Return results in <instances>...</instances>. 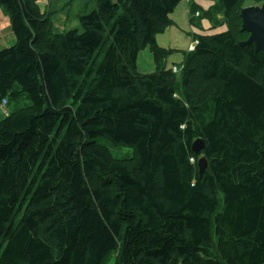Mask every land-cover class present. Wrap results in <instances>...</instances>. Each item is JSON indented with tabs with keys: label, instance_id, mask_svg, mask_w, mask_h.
Masks as SVG:
<instances>
[{
	"label": "trees",
	"instance_id": "obj_1",
	"mask_svg": "<svg viewBox=\"0 0 264 264\" xmlns=\"http://www.w3.org/2000/svg\"><path fill=\"white\" fill-rule=\"evenodd\" d=\"M181 1L95 0L60 32L37 0H0V264H264V53L240 46L264 0H186L191 25L226 31L166 68Z\"/></svg>",
	"mask_w": 264,
	"mask_h": 264
},
{
	"label": "rangeland",
	"instance_id": "obj_2",
	"mask_svg": "<svg viewBox=\"0 0 264 264\" xmlns=\"http://www.w3.org/2000/svg\"><path fill=\"white\" fill-rule=\"evenodd\" d=\"M211 1L213 0H208V2ZM180 4L184 5V10H185L186 8L185 0L181 1ZM94 5H95V0H52L49 7L45 3H40V7L42 10L47 9L48 11H56L55 16L52 18V21L54 23L55 28L60 32L79 28V22H78L79 16L86 12L92 11ZM201 5H205V1L201 2ZM177 10L178 8L176 7L175 13ZM177 23H178V27H174L172 30H170L171 32H166L162 38L167 40L166 44H168V42H173L177 44V46H179L178 49L180 51L175 50V52L170 54L168 57L167 66L171 68L174 65L178 66L181 64L182 59L184 57V53L189 51L190 49L189 44L190 43L191 45L194 44V39L197 36L219 34V33H223L226 30V26L212 28L213 26H211V24L206 20H202L200 22V28L193 25L188 26L186 24L185 19L179 20ZM170 27H172V25ZM9 31H10L9 29L6 30L3 35L7 36V33H9ZM11 46L12 45L6 47H0V49L9 48ZM148 51L152 55L149 48ZM138 61H139L138 63L139 72H145L144 74H149L150 70H152L150 67V62L147 67L146 62L142 61V57H140ZM175 74L177 75L176 79H180L179 76L180 73H178V70ZM9 108L11 111V106H9ZM112 152L115 156L127 157L131 154L132 150L129 148H121V150L115 149ZM218 200H219V206L221 207L222 205L221 194H218ZM117 258H118V252H116L112 256H109L108 262L106 264H115Z\"/></svg>",
	"mask_w": 264,
	"mask_h": 264
},
{
	"label": "crops",
	"instance_id": "obj_3",
	"mask_svg": "<svg viewBox=\"0 0 264 264\" xmlns=\"http://www.w3.org/2000/svg\"><path fill=\"white\" fill-rule=\"evenodd\" d=\"M204 1H205V5H201V2H204ZM195 2H196V4H198L199 6H201L204 9L208 8L213 3V1L208 2V0H195ZM37 3L39 5H40V3H45L46 5L48 4V2L42 1V0H37ZM185 3H186L185 10H184V5L179 4L177 6L178 10L176 11V13H175V10H174V12L170 15V20L173 23L172 27H170L165 32H163V33L158 35V37L156 39V42H157V45L160 48L165 49V50H171V51H174V52H175V50L180 51L178 49L179 46H177V44H175L173 42H168V44H166L167 40L162 39V38H163V36H164V34L166 32H171L170 30H172L174 27H178V23L177 22L179 20L185 19L186 24L188 26H192L189 23V4H188V2L186 0H185ZM6 16L7 15L4 13L3 9L0 7V36H1L0 37V47H6V46H9V45L13 46L15 44V38H14V36L12 34V31L10 29L9 19L7 18L8 16L7 17ZM8 29L10 31H9V33H7V36L3 35L5 33V31L8 30ZM159 40H160V43H159ZM189 45L191 46V43ZM3 49H5V48H3ZM187 52H185V53H187ZM140 57H142V61L146 62L147 67H148V64L150 62V67H151L152 70H150L149 73H152L154 71V69H155V66H154L152 55L149 53L148 48L145 49L144 51H142L139 54V56L137 58V66H138V63H139L138 60H139ZM167 60H168V58L166 59V68H171V67L167 66ZM182 61H183V59H182ZM140 73L144 74L145 72H140Z\"/></svg>",
	"mask_w": 264,
	"mask_h": 264
},
{
	"label": "water",
	"instance_id": "obj_4",
	"mask_svg": "<svg viewBox=\"0 0 264 264\" xmlns=\"http://www.w3.org/2000/svg\"><path fill=\"white\" fill-rule=\"evenodd\" d=\"M242 32L249 34L246 41L240 46L254 45L256 52L264 53V4L261 6H248L241 10ZM205 143L202 139H196L191 146L192 151L200 157L198 161V171L201 177L207 168V160L201 156ZM264 174V169H263Z\"/></svg>",
	"mask_w": 264,
	"mask_h": 264
},
{
	"label": "built area",
	"instance_id": "obj_5",
	"mask_svg": "<svg viewBox=\"0 0 264 264\" xmlns=\"http://www.w3.org/2000/svg\"><path fill=\"white\" fill-rule=\"evenodd\" d=\"M188 1V0H187ZM194 44H192L190 46L189 50H193L194 49ZM178 69H176L175 67L173 68V72L176 73ZM11 111L9 108V104L7 103V101L5 99H1L0 100V116L2 117H8L10 115Z\"/></svg>",
	"mask_w": 264,
	"mask_h": 264
},
{
	"label": "bare ground",
	"instance_id": "obj_6",
	"mask_svg": "<svg viewBox=\"0 0 264 264\" xmlns=\"http://www.w3.org/2000/svg\"><path fill=\"white\" fill-rule=\"evenodd\" d=\"M5 100H7V99H5ZM0 118H1V119H4V118H7V117H2V116H0Z\"/></svg>",
	"mask_w": 264,
	"mask_h": 264
},
{
	"label": "clouds",
	"instance_id": "obj_7",
	"mask_svg": "<svg viewBox=\"0 0 264 264\" xmlns=\"http://www.w3.org/2000/svg\"><path fill=\"white\" fill-rule=\"evenodd\" d=\"M195 43V42H194ZM190 51V50H189ZM178 69V68H177Z\"/></svg>",
	"mask_w": 264,
	"mask_h": 264
}]
</instances>
